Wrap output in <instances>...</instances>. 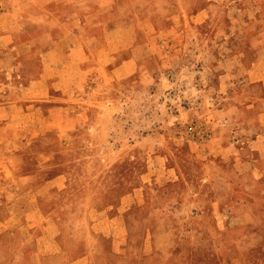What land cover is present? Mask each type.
<instances>
[{
    "label": "rangeland",
    "instance_id": "1",
    "mask_svg": "<svg viewBox=\"0 0 264 264\" xmlns=\"http://www.w3.org/2000/svg\"><path fill=\"white\" fill-rule=\"evenodd\" d=\"M147 1L118 0L113 23H121L129 15L146 29L154 26L167 34L174 32L171 21L158 15L153 4L158 0ZM172 1L179 14L172 23L185 36L152 40L156 52L147 62L152 68L149 73L132 74L105 85L94 71L89 72L78 88L85 99V116L67 134L59 133L58 125L45 134H17L10 141L16 152L5 149L8 139L1 136L0 192L5 204L0 206V217L2 226L15 227L13 234L2 236V242L9 244L11 239L17 248L7 252L2 248L1 264H8L9 257L17 253V264H25L22 260L32 252L21 251L23 243H32L41 233L43 215L38 209L48 211L51 207L62 224L58 241L70 256L75 255L80 242L93 240L87 231H74V209L85 212L91 208L93 218L102 210L114 214L126 208V229H117L126 235L121 251L113 253L110 240L101 238L102 247L109 250L110 263L106 264H264V178L239 174L229 159L233 155L223 157L208 148L216 133L232 140L237 133L232 128L239 129L238 137L264 135V127L254 120L264 107V65L259 67L261 79L234 87L238 96L231 101L240 106L239 122L244 129L233 123L227 127L216 110L227 101L216 107L213 100L217 65L235 51L239 59L231 58L228 65H248L255 57V47L264 48V0H216L208 7L207 0ZM92 4L93 11L97 3ZM28 5L23 9L31 7ZM57 10L69 15L73 5L62 0ZM203 13L209 17L202 19ZM55 25L14 21L9 27L15 41H20ZM117 45L115 40L113 46ZM262 55L264 50L257 56L261 59ZM38 58L15 62L13 75L5 79L0 72V81H27L32 76L30 64L35 70ZM205 80L208 92L197 96L195 85ZM104 95L111 99L110 116L91 119L90 111L96 105L101 109L106 105L96 103L95 97ZM251 100L253 122L247 106ZM74 106L77 108V103ZM225 119L229 120V115ZM97 123L98 133H91V125ZM190 123L207 135L203 139L192 136L186 130ZM156 160L160 168L153 164ZM60 171L67 177V186L43 198L49 190L41 186L43 180ZM25 174H33L32 186L18 183L16 187L12 177ZM9 199L13 206H7ZM10 209L17 214L9 215ZM27 223L33 225L30 234L25 231ZM54 256L45 253L47 264L59 259L61 253Z\"/></svg>",
    "mask_w": 264,
    "mask_h": 264
},
{
    "label": "crops",
    "instance_id": "2",
    "mask_svg": "<svg viewBox=\"0 0 264 264\" xmlns=\"http://www.w3.org/2000/svg\"><path fill=\"white\" fill-rule=\"evenodd\" d=\"M67 1L73 5V11L69 15L57 10L62 0H0V72L5 75V79H9L13 75L15 62H21L23 59L31 60L34 56H39L38 59L40 60L39 66L35 70H33L32 63L30 64L29 68L32 76L27 81H0V141L1 136L7 137L8 143H6L5 149L10 152H16L14 151L15 146L10 141L17 134H45L53 129L55 125H58L57 130H59V133L67 134L71 127L83 119L85 113L82 110V103L85 99L78 88H80L81 82L89 72L94 71L93 73L101 78L102 83L105 85L132 74L142 76L152 69L147 66V62L156 52L152 40L156 37H169L171 40H179L185 36V33L179 32L172 23L179 16L174 9L176 4L172 0L153 1L156 10L159 11L158 15L171 21L169 22L170 28L173 27L174 32L168 34L166 31L157 30L154 26L146 29L147 26L140 25V20L131 19L129 15H127L128 19L114 24V7L115 4L119 3L118 0ZM150 1H147L148 4ZM214 1L216 0L205 1L206 7ZM31 2H33L32 5ZM94 2L97 5L92 11V7L95 6L92 4ZM27 5L31 7L23 9ZM54 6H56V10H53ZM163 9H166V12H162ZM207 10L203 9L205 12ZM203 16L209 17L205 13L201 14L202 19ZM14 21L36 26L50 22H56L57 25L46 28L42 32L20 41H15V34L9 27L10 23ZM142 28L143 31L141 32ZM115 40L118 43L116 47L113 46ZM260 48L262 46L255 47V57L248 65L241 62L240 64L235 62L239 64V67L234 66V64L233 66L228 65L231 58L234 61L237 58L239 59V54H236V51L230 54L231 57H228V55L223 64L219 63L217 65V69H219L217 72V94L213 100L216 107L222 101H227V105L216 108L227 127L233 123V126L236 125L238 128L242 127L244 129L243 125L240 124L241 122H239L242 117L240 106L231 100L235 99L236 101L237 99L238 93H236L234 87L239 83L245 82L251 85L256 79H261L259 67L264 65L262 60L264 55L261 56V59L257 55L264 48ZM228 50L233 51V48L229 47ZM249 51H244L243 54H248ZM195 86H198L195 88L198 92L197 96L207 94L206 80L201 85L197 83ZM94 101L96 103L100 101V103L106 105L103 109L98 108L99 105H96V108L90 111L91 119L109 117L110 108L108 103L111 102L109 96H100V99L95 97ZM76 103L77 108L73 107V104ZM247 106L250 107L248 112L251 114L252 118L250 120L253 122V100ZM226 115H229V120H224ZM254 120L264 127V107L257 112ZM231 130L238 133L239 129L233 130L232 128ZM90 131L97 134L99 131L98 123L96 126L91 125ZM236 134L232 140L227 139L226 141L225 138L218 136L216 133L214 139L210 141L211 144L208 145L209 150L215 151L216 154L223 157L233 155L229 159H231L230 162L239 174H248L252 179L254 177L255 180L264 178V135L248 136L240 134L238 137ZM0 149H2V146H0ZM153 164L160 168L161 164L158 160ZM5 167L7 166L5 165ZM166 167L165 165L164 168L170 173V168ZM12 179L16 187L18 183H24L25 185L29 183L32 186L34 176L33 174H25L19 178L12 177ZM41 186L49 187L47 195L43 196V198H48L55 194L56 190L60 192L61 189L67 186V177L64 172L60 171L45 178ZM25 190L28 189L25 188ZM3 197L0 192V206L5 204ZM13 199H9L7 206H13ZM125 209L123 208L114 214H108L105 210H102L98 212L99 216L93 218L91 217V208L85 212L78 208L74 209L71 212L75 214L73 218L76 220L73 223L74 231H87L88 235L90 234L93 238V242L90 240L80 242L79 246L75 248V255L71 256L62 249L58 241L59 233L62 230L60 217L56 216L52 207L48 211L38 209V212L40 211V214L43 215V221L39 224L41 233L35 237L32 243L29 244L26 240L23 243L25 248L21 251L32 252L31 255H25L24 260H22L23 263L47 264L48 260L45 253L52 258L55 257L54 255L61 253L60 258L54 260L53 263L55 264H64V262L65 264L110 263L109 250H104L101 238L104 237V239L110 240L113 253L121 251L126 235L122 229L121 231L117 229H126L123 214ZM16 214L17 210H9V215L15 216ZM24 214L29 213L25 211ZM2 225L3 222L0 217V245L2 244V236L6 233L13 234L15 228ZM31 229H33V225L27 223L25 225L26 233L30 234ZM118 231L123 233L121 234ZM9 244L12 247L11 239H9ZM13 246L15 247V245ZM18 255L19 253L13 258L12 256L9 257L8 264H17ZM53 263L51 262V264Z\"/></svg>",
    "mask_w": 264,
    "mask_h": 264
},
{
    "label": "built area",
    "instance_id": "3",
    "mask_svg": "<svg viewBox=\"0 0 264 264\" xmlns=\"http://www.w3.org/2000/svg\"><path fill=\"white\" fill-rule=\"evenodd\" d=\"M187 132H189L192 136H196L199 139H203L207 135L206 131L202 132V129H197L195 123H190L186 127Z\"/></svg>",
    "mask_w": 264,
    "mask_h": 264
},
{
    "label": "trees",
    "instance_id": "4",
    "mask_svg": "<svg viewBox=\"0 0 264 264\" xmlns=\"http://www.w3.org/2000/svg\"><path fill=\"white\" fill-rule=\"evenodd\" d=\"M2 248H4V250H5V252H7V251H11L13 248H15L13 245H12V247L10 246V244H3V242H2V244L0 245V252L2 251ZM5 261V260H4ZM1 263H3V261L2 260H0V264Z\"/></svg>",
    "mask_w": 264,
    "mask_h": 264
}]
</instances>
